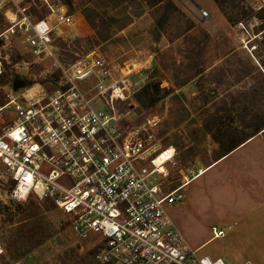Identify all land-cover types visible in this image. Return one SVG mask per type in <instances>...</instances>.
<instances>
[{
  "label": "rangeland",
  "instance_id": "374dc122",
  "mask_svg": "<svg viewBox=\"0 0 264 264\" xmlns=\"http://www.w3.org/2000/svg\"><path fill=\"white\" fill-rule=\"evenodd\" d=\"M58 1L73 22L56 25L54 57L64 67L92 54L108 61L114 85L108 95L116 88L124 95L113 93L111 102L123 129L151 127L177 148L171 186L187 168L195 174L237 146L181 190L172 218L191 246L206 242L199 253L255 264L249 259L257 247L233 236L240 226L231 242L209 237L211 225L237 223L264 197V0H171L180 12L163 29L145 0ZM34 10L35 18L46 15ZM85 15L105 21L98 22L100 37ZM8 26L0 11V33ZM52 60L34 55L21 35L0 40V106L11 93L28 97L57 88L61 72ZM13 185L0 164V264H101L100 239L77 236L49 199H11Z\"/></svg>",
  "mask_w": 264,
  "mask_h": 264
},
{
  "label": "built area",
  "instance_id": "2783aa9c",
  "mask_svg": "<svg viewBox=\"0 0 264 264\" xmlns=\"http://www.w3.org/2000/svg\"><path fill=\"white\" fill-rule=\"evenodd\" d=\"M34 9L46 15L35 18ZM0 11L9 22L0 40L21 35L34 55L52 58L61 72L52 92L11 93L0 106V164L14 184L10 198L51 200L77 236L100 239L101 264H230L199 253L176 225L171 210L200 171L187 168L171 186L177 148L151 127L123 129L111 111L108 61L92 54L64 67L54 57L56 25L73 22L66 8L58 0H0ZM91 79L95 84L85 91ZM224 235L222 227H210L209 240Z\"/></svg>",
  "mask_w": 264,
  "mask_h": 264
},
{
  "label": "crops",
  "instance_id": "0c3cea01",
  "mask_svg": "<svg viewBox=\"0 0 264 264\" xmlns=\"http://www.w3.org/2000/svg\"><path fill=\"white\" fill-rule=\"evenodd\" d=\"M245 144L243 145L241 144V147L245 146ZM234 152L235 149L231 152H227L226 154H224L223 156H221L216 160V164L230 157ZM213 225L222 227L225 230V235L222 238L229 236L228 239L230 242H231V232L234 231L238 226H240V229L236 231V234L233 236H237V238H241L244 242L249 244V246L251 245L256 246L257 251L254 253L253 258L249 260L254 262L255 264H264V197L261 199L260 202H257L255 205L251 206L249 210L245 211L241 215L237 223L234 222L232 224L230 218V220L226 222L224 221L223 224L220 223ZM204 243L206 242L201 243L198 247L202 246ZM1 252L2 249L0 246V254ZM212 257H221L231 264V255L216 256V254H213Z\"/></svg>",
  "mask_w": 264,
  "mask_h": 264
},
{
  "label": "trees",
  "instance_id": "16d2710c",
  "mask_svg": "<svg viewBox=\"0 0 264 264\" xmlns=\"http://www.w3.org/2000/svg\"><path fill=\"white\" fill-rule=\"evenodd\" d=\"M123 2H127V0H123ZM137 4L139 5L138 2ZM145 4L148 6V8L153 9L152 17L159 29H163V27L168 24V22L176 15V13L180 12L177 6L171 0H145ZM85 17L89 25L94 29L96 35L100 37L101 31L98 28V22L105 21H103L102 18L100 19L97 15H85ZM260 129L261 127H258L257 130L259 131ZM236 147L237 146H234L227 152L233 151ZM227 152H225V154Z\"/></svg>",
  "mask_w": 264,
  "mask_h": 264
},
{
  "label": "bare ground",
  "instance_id": "6f19581e",
  "mask_svg": "<svg viewBox=\"0 0 264 264\" xmlns=\"http://www.w3.org/2000/svg\"><path fill=\"white\" fill-rule=\"evenodd\" d=\"M8 18H9V19H12V15L9 14V13H8ZM30 90H31V89H30ZM114 93L116 94V97L124 98V95H123L122 90H121L120 88H116V89L114 90ZM215 164H216V162H214L213 164H211L210 166H208V167L205 168L204 170H201L200 173H199L194 179H196V178L200 177L201 175H203L206 171L210 170ZM194 179H193V180H194ZM193 180H191V181H193ZM191 181H189L187 184H185V186L188 185ZM185 186H184V187H185Z\"/></svg>",
  "mask_w": 264,
  "mask_h": 264
},
{
  "label": "water",
  "instance_id": "95a60500",
  "mask_svg": "<svg viewBox=\"0 0 264 264\" xmlns=\"http://www.w3.org/2000/svg\"><path fill=\"white\" fill-rule=\"evenodd\" d=\"M262 131H264V130H262Z\"/></svg>",
  "mask_w": 264,
  "mask_h": 264
}]
</instances>
